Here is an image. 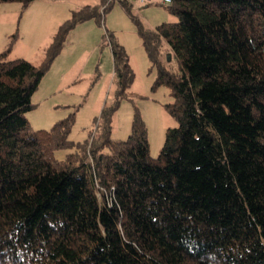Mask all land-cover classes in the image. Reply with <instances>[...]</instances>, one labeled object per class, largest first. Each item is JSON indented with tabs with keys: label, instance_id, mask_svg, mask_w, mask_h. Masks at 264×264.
<instances>
[{
	"label": "trees",
	"instance_id": "16d2710c",
	"mask_svg": "<svg viewBox=\"0 0 264 264\" xmlns=\"http://www.w3.org/2000/svg\"><path fill=\"white\" fill-rule=\"evenodd\" d=\"M34 0H0L27 7ZM60 1V0H50ZM113 0L71 10L41 62L0 51V264H264V0H171L176 22L136 25L176 122L159 153L134 110L130 133L111 117L133 79L111 43L115 98L83 141L74 113L48 128L26 118L68 32L101 22ZM166 42L177 62L160 59ZM68 149L63 159L55 150Z\"/></svg>",
	"mask_w": 264,
	"mask_h": 264
},
{
	"label": "rangeland",
	"instance_id": "374dc122",
	"mask_svg": "<svg viewBox=\"0 0 264 264\" xmlns=\"http://www.w3.org/2000/svg\"><path fill=\"white\" fill-rule=\"evenodd\" d=\"M99 3L100 0H36L25 8L17 2L0 3V51L14 36L8 57H22L39 64L53 33L71 10ZM129 4L131 14L147 27L178 20L167 4L137 0H129ZM114 41L125 50L133 79L112 113L111 137H127L137 109L147 127L149 154L155 157L164 142L165 130L176 125L164 109V103L172 98L166 86L152 88L155 70L150 69L134 21L118 0L112 1L101 22L89 18L68 32L60 53L31 96L33 107L26 112V118L33 129L48 128L73 112L69 139L83 141L94 128L104 103L110 105L115 98L117 86L111 52ZM160 59L170 69H177L166 42L161 45ZM69 151L58 149L53 155L63 159Z\"/></svg>",
	"mask_w": 264,
	"mask_h": 264
},
{
	"label": "built area",
	"instance_id": "2783aa9c",
	"mask_svg": "<svg viewBox=\"0 0 264 264\" xmlns=\"http://www.w3.org/2000/svg\"><path fill=\"white\" fill-rule=\"evenodd\" d=\"M139 2H159L162 4H168L171 0H137Z\"/></svg>",
	"mask_w": 264,
	"mask_h": 264
},
{
	"label": "crops",
	"instance_id": "0c3cea01",
	"mask_svg": "<svg viewBox=\"0 0 264 264\" xmlns=\"http://www.w3.org/2000/svg\"><path fill=\"white\" fill-rule=\"evenodd\" d=\"M34 1H36V0H34ZM34 1H32L31 3H33Z\"/></svg>",
	"mask_w": 264,
	"mask_h": 264
}]
</instances>
